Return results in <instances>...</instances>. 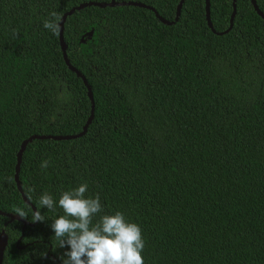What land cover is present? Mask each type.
Here are the masks:
<instances>
[{"label":"trees","instance_id":"trees-1","mask_svg":"<svg viewBox=\"0 0 264 264\" xmlns=\"http://www.w3.org/2000/svg\"><path fill=\"white\" fill-rule=\"evenodd\" d=\"M109 1L0 0V211L30 223L0 214L2 264H64L51 224L61 191L83 183L99 215L141 227L144 264H264V18L251 0H235L231 27L233 0H209L210 26L205 0L177 20L180 0L77 9L62 36L86 85L43 22ZM88 86L86 132L29 141L20 192L22 142L81 132ZM44 192L57 207L33 222Z\"/></svg>","mask_w":264,"mask_h":264},{"label":"clouds","instance_id":"clouds-1","mask_svg":"<svg viewBox=\"0 0 264 264\" xmlns=\"http://www.w3.org/2000/svg\"><path fill=\"white\" fill-rule=\"evenodd\" d=\"M61 17L57 12L49 13V19L43 22V27L54 35L60 34ZM41 169L49 167L47 159L42 160ZM11 181V178H9ZM87 184L61 191L58 207L63 214L54 217L51 228L60 247L68 246L64 264H144L142 252L145 241L141 227L129 221L125 214L116 211L114 214L99 215L103 206L99 195L86 197ZM37 210L32 211L33 222L44 221L45 216L38 210L47 207L54 211L57 202L47 192L41 194ZM16 212L21 217L28 216L23 210ZM99 219L93 223L94 217Z\"/></svg>","mask_w":264,"mask_h":264},{"label":"water","instance_id":"water-1","mask_svg":"<svg viewBox=\"0 0 264 264\" xmlns=\"http://www.w3.org/2000/svg\"><path fill=\"white\" fill-rule=\"evenodd\" d=\"M184 0H180L179 4H178V7H177V13H176V18L175 20L178 19V16L180 14V8H181V5H182V2ZM206 2V17H207V22H208V25L210 26V20H209V0H205ZM253 6H254V9L257 11L258 14H260L263 18V14L262 12L258 9L257 7V4H256V1L255 0H251ZM98 5V6H101V7H105V6H116V5H137V6H146L148 8H151L150 6H147V5H144L140 2H134V1H121V2H117L115 0H110L109 2H86V3H81L77 6H74L72 7L70 10H68L67 12H65L63 14V16L61 17V20H60V34H59V38H60V45H61V49H62V53H63V57L66 61V63L68 64V66L70 67L71 70L75 71L77 75L79 76H82L85 84L87 85V82L85 80V78L83 77V75L78 71L76 70L73 66H71L69 64V61L66 57V44L63 40V36H62V32H63V23H64V20L66 18L67 15L71 14L73 11L77 10V9H81L85 6H89V5ZM233 7H234V10H233V14L231 16V22H230V27L232 25V19H233V16H234V13H235V0H233ZM156 16L164 23H170L169 21L163 19L161 16H159L157 13H156ZM229 27V28H230ZM91 34V31L88 32V35ZM88 95L92 101V113L90 115V117L88 118L87 122L85 123L84 127H83V130L81 132H79L78 134H73V135H41V136H30L29 138L25 139L21 146H20V149L17 153V162H16V168H15V180H16V184H17V188L20 192H22V189H21V185L19 183V180H18V172H19V166H20V161H21V156H22V152L25 148V145L31 141L32 139L34 138H52V139H70V138H75V137H78V136H81L83 135L86 130H87V126L88 124L90 123L91 121V118H92V114H93V96H92V92L88 86ZM23 198L25 200V202L29 203V200L23 195ZM34 211H36L35 208H33ZM0 214H6L10 220H13V219H18V220H22L24 222V224H30L26 221H24L19 215L17 214H14V213H4L2 211H0ZM7 244V236L5 234H0V264H2V261H3V254H4V250H5V246Z\"/></svg>","mask_w":264,"mask_h":264}]
</instances>
